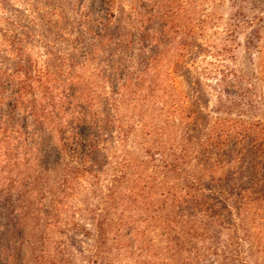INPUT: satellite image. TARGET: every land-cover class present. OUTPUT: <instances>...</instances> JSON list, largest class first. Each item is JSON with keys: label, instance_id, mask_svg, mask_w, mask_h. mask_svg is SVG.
<instances>
[{"label": "trees", "instance_id": "1", "mask_svg": "<svg viewBox=\"0 0 264 264\" xmlns=\"http://www.w3.org/2000/svg\"><path fill=\"white\" fill-rule=\"evenodd\" d=\"M229 1L232 20L214 53L219 61L232 57L227 42L239 29L248 27L247 50L264 31V0ZM153 17L148 13L147 21ZM200 22L191 26V51L204 49L195 40ZM154 36L149 40L157 44ZM150 57L155 61L159 54ZM227 74L211 86L217 110L226 106L228 114H249L254 108L242 104L238 80H224ZM68 80L49 67L37 73L24 65L12 74L0 70V264L249 263L253 251L243 249L244 240L253 241L249 248L254 240L262 242L264 196L253 187H227L220 178L208 186L207 179H215L219 169L222 176L225 167L212 148L232 136L254 135L261 123L215 119L191 136V170L180 166L182 156L176 162L149 154L151 166L142 159L112 161L106 136L115 100L101 102L99 94L81 90V102L74 103ZM216 200L237 211L234 220L219 213ZM259 251L264 260V249Z\"/></svg>", "mask_w": 264, "mask_h": 264}, {"label": "rangeland", "instance_id": "2", "mask_svg": "<svg viewBox=\"0 0 264 264\" xmlns=\"http://www.w3.org/2000/svg\"><path fill=\"white\" fill-rule=\"evenodd\" d=\"M101 4L103 0H0V70L12 74L24 65L37 73L49 67L67 80L77 76L66 81V88L74 91V103L81 102V90L99 94V101L108 104L114 99L106 136L112 161L142 159L151 166L149 154L176 162L182 156L185 163L180 166L191 170V136L215 119L260 122L262 129L254 130V135L242 140L232 136L221 148H212L217 164L225 167L222 176L219 169L207 184L214 186L220 178L227 187H253L264 196V65L260 63L264 31L247 50L248 27L239 29L227 42L232 57L219 61L222 57L214 53L222 47L227 22L232 20L229 0H109L104 8ZM148 13L156 16L151 22ZM200 19L202 29H196L195 40L204 49L196 52L191 51V26ZM93 31L109 34L114 41ZM150 36L158 43H152ZM102 40L105 45L98 46ZM156 53L159 59L152 61L150 56ZM226 72L224 80H238L242 104L254 108L249 114H228L226 106L217 110L211 86ZM191 117H196L194 123ZM215 203L219 213L235 219L237 211L224 209L225 200ZM259 236L262 242L254 240L251 248L246 244L252 240H244L243 249L253 251L247 264H264L259 251L264 249V232Z\"/></svg>", "mask_w": 264, "mask_h": 264}]
</instances>
